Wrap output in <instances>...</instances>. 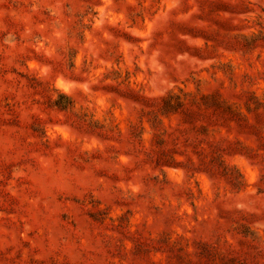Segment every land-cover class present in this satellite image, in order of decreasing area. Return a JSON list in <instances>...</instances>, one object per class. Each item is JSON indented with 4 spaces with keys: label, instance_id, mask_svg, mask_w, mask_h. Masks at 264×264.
Segmentation results:
<instances>
[{
    "label": "rangeland",
    "instance_id": "rangeland-1",
    "mask_svg": "<svg viewBox=\"0 0 264 264\" xmlns=\"http://www.w3.org/2000/svg\"><path fill=\"white\" fill-rule=\"evenodd\" d=\"M0 264H264V0H0Z\"/></svg>",
    "mask_w": 264,
    "mask_h": 264
}]
</instances>
